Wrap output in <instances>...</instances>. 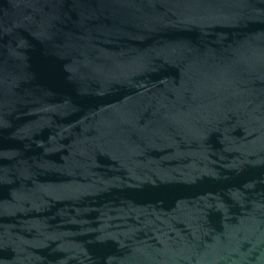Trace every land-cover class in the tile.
<instances>
[{"label":"water","instance_id":"1","mask_svg":"<svg viewBox=\"0 0 264 264\" xmlns=\"http://www.w3.org/2000/svg\"><path fill=\"white\" fill-rule=\"evenodd\" d=\"M0 264H264V0H0Z\"/></svg>","mask_w":264,"mask_h":264}]
</instances>
